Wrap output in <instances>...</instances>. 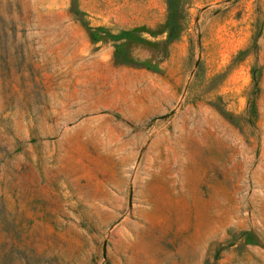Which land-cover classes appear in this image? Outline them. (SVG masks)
Returning a JSON list of instances; mask_svg holds the SVG:
<instances>
[{
    "label": "rangeland",
    "instance_id": "rangeland-1",
    "mask_svg": "<svg viewBox=\"0 0 264 264\" xmlns=\"http://www.w3.org/2000/svg\"><path fill=\"white\" fill-rule=\"evenodd\" d=\"M0 264H264V0H0Z\"/></svg>",
    "mask_w": 264,
    "mask_h": 264
}]
</instances>
